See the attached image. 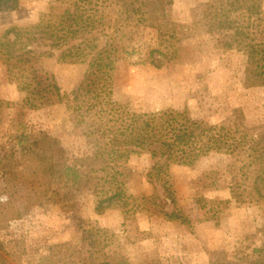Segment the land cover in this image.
Returning a JSON list of instances; mask_svg holds the SVG:
<instances>
[{
  "label": "rangeland",
  "instance_id": "obj_1",
  "mask_svg": "<svg viewBox=\"0 0 264 264\" xmlns=\"http://www.w3.org/2000/svg\"><path fill=\"white\" fill-rule=\"evenodd\" d=\"M173 1L175 34L181 44L190 45L191 58L175 64L168 61L160 69L132 64L122 68L113 81L112 94L101 98L90 114L107 124L105 116L112 111L126 130L144 128L167 113L168 120L212 128L213 137H203L193 147L194 159L186 147L174 148L165 181L175 192L176 204L167 203L165 183L148 176L164 159L154 161L150 154L141 153L127 163L135 174L127 185L128 207L99 215L95 196L84 191L77 200V218L54 206L27 218L25 230H32L37 240L49 241L55 251L88 255L93 248L90 237L97 233L104 241L117 238L131 264L151 258L159 264H223L264 245V204L263 210L239 206L231 189L236 183L250 184L260 168V161L249 166L255 140L263 141L264 150V87L246 88L245 55L240 50L225 52L218 48L217 38L205 35L202 24L207 4L215 0ZM89 2L81 4L89 6ZM73 3L18 0L15 10L0 12V39L11 28L37 25L42 13L56 15ZM155 37L148 31L143 42L155 43ZM49 44L41 40L33 45L38 53L32 54L24 70H8L0 61V145L23 131L44 130L56 138L61 150L80 154L87 140L80 123L88 113L78 111L82 99L76 101L74 93L84 80L89 60L61 57L63 49H51ZM46 100L44 108H34ZM213 180V188L204 187ZM161 209L184 214L187 223L168 221ZM20 225L11 224L9 232L16 234ZM2 235L5 240L11 238Z\"/></svg>",
  "mask_w": 264,
  "mask_h": 264
},
{
  "label": "trees",
  "instance_id": "obj_2",
  "mask_svg": "<svg viewBox=\"0 0 264 264\" xmlns=\"http://www.w3.org/2000/svg\"><path fill=\"white\" fill-rule=\"evenodd\" d=\"M72 1L71 7L58 14L42 13L39 24L11 28L0 39V61L8 70L26 69L32 54L38 53L33 45L41 40L50 42L51 49H63L61 57L89 60L84 80L74 93L76 101L82 99L83 106L78 111L88 113L80 123L87 139L80 154L64 152L56 138L44 130L23 131L0 145V264H131L117 238L104 241L96 233L90 237L93 248L88 255L73 256L55 251L49 241L34 238L32 230H25L24 222L53 206L77 218V200L84 191L95 196L99 215L126 208L127 185L135 180L134 171L127 166L132 155L148 153L154 161L164 159L163 164L156 163L148 176L166 186L165 169L173 160L174 148L186 147L190 159H194L193 147L203 137H213L212 128L168 120L167 113L144 128L126 130L122 119L115 118L112 111L105 116L107 124H101L90 114L101 98L112 94L113 81L122 68L132 64L160 69L168 61L175 64L182 58H191L192 48L181 44L175 34L173 0H106L102 4L87 0L89 6L81 4L85 0ZM17 3L18 0H0V12L15 10ZM207 7V19L202 24L205 35L217 38L219 49L240 50L245 55L246 88L264 87L262 0H215ZM148 31L156 36L155 43L143 42ZM99 34L104 37L103 42ZM134 56L137 58L132 62ZM47 103L46 100L33 106L40 109ZM254 143L249 168L258 161L260 168L254 171L250 184L236 183L231 189L239 206L263 210V141ZM215 184L213 180L204 187L211 189ZM166 187L167 203L176 204L175 192ZM160 213L168 221L187 220L176 211L169 214L161 209ZM17 222L21 225L16 234L9 232L11 224ZM3 233L11 238L5 240ZM141 264L159 263L151 258ZM223 264H264V245L252 253L243 252L236 262Z\"/></svg>",
  "mask_w": 264,
  "mask_h": 264
}]
</instances>
